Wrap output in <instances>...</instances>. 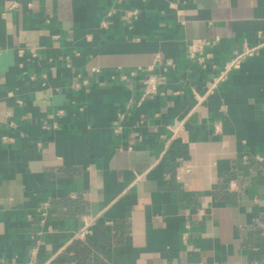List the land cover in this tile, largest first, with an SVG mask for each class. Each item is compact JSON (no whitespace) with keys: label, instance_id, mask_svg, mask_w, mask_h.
Here are the masks:
<instances>
[{"label":"crops","instance_id":"crops-1","mask_svg":"<svg viewBox=\"0 0 264 264\" xmlns=\"http://www.w3.org/2000/svg\"><path fill=\"white\" fill-rule=\"evenodd\" d=\"M92 222L106 264H264V0H0V264Z\"/></svg>","mask_w":264,"mask_h":264},{"label":"built area","instance_id":"built-area-1","mask_svg":"<svg viewBox=\"0 0 264 264\" xmlns=\"http://www.w3.org/2000/svg\"><path fill=\"white\" fill-rule=\"evenodd\" d=\"M205 45H208V43L202 42V41H197L196 45H191L189 50H188V55L191 59H197L200 63H203V58L201 57L203 54L202 50L204 48ZM258 47H254V48H247L244 51L236 54L224 67V69L219 73V75L217 76V78L215 79V84L225 81L226 79H228L229 75L231 72H233L236 69H239L242 65V63L248 59L251 58L255 55L256 51H257ZM151 70V69H149ZM137 72H132L131 75H135ZM162 84V78L157 76V75H150L148 76L145 81H144V93H143V99L147 98L148 96L155 94L159 91V87ZM214 85L208 90L206 96L209 93H212L213 89H214ZM206 96H202L199 99V103H201V101H203ZM183 125H176L175 127H173L172 131H173V138L176 137L178 131L181 129ZM118 131V130H117ZM168 144V142H167ZM94 223H89L80 233H78L76 235V239L85 241L87 239V237L89 235L92 234V228ZM75 239V240H76ZM32 260L28 263V264H35L34 261V256L35 253L33 252L32 254Z\"/></svg>","mask_w":264,"mask_h":264},{"label":"trees","instance_id":"trees-1","mask_svg":"<svg viewBox=\"0 0 264 264\" xmlns=\"http://www.w3.org/2000/svg\"><path fill=\"white\" fill-rule=\"evenodd\" d=\"M109 258L113 254V236L105 227L94 229L85 241L76 239L52 264H106L97 254Z\"/></svg>","mask_w":264,"mask_h":264}]
</instances>
